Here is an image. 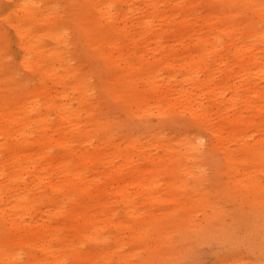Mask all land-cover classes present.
Instances as JSON below:
<instances>
[{"label": "bare ground", "instance_id": "bare-ground-1", "mask_svg": "<svg viewBox=\"0 0 264 264\" xmlns=\"http://www.w3.org/2000/svg\"><path fill=\"white\" fill-rule=\"evenodd\" d=\"M66 3L86 47L69 50L57 0L14 3L35 79L0 78V264H130L119 251L145 244L158 212L166 225L182 209L186 224L203 213L188 224L202 238L224 215L222 188L202 186L206 143L227 195L261 204L264 220V0ZM98 62L109 70L100 85ZM152 117L166 121L128 129ZM181 118L203 134L166 135ZM99 237L114 249L86 248Z\"/></svg>", "mask_w": 264, "mask_h": 264}, {"label": "rangeland", "instance_id": "rangeland-1", "mask_svg": "<svg viewBox=\"0 0 264 264\" xmlns=\"http://www.w3.org/2000/svg\"><path fill=\"white\" fill-rule=\"evenodd\" d=\"M66 1L57 0L58 22L72 30L67 39L70 42L69 50H74L81 45L85 46V44L81 33L77 31L78 15L70 10ZM14 3L15 0H0V78L13 73L16 78H23V82L25 80L33 82L34 74L23 68L20 61L22 52L12 26V21L16 18ZM46 42L48 43L50 40L47 39ZM84 55L86 54L75 51L73 60L81 59L84 61L86 59ZM97 64H94L96 69L92 70L91 75L94 83L100 85L105 83L109 70L103 68L99 62ZM11 83L15 86L13 88L18 86V81ZM2 84L5 83L0 81V86ZM113 110L114 113L116 111V117L122 120L123 115L118 113V109L113 108ZM162 121L166 120L152 117L142 124L135 120L128 126V129L141 130L157 127L161 125ZM188 122L187 118H181L167 124L165 126L166 135L172 136L183 131L202 133L194 127V124ZM201 150L200 157L202 160L200 164L205 176L202 186L210 194L216 191L214 187L222 188V191L219 192L221 196L213 199V201L223 209L224 215L219 218L216 224L214 223L211 228L209 227L202 238H196L194 233H190L188 224L199 218L202 219L203 213H198L196 218L194 217L186 224L184 220L189 214L186 209H182L179 211L182 221L175 225H166L163 221L159 222L161 214L158 212L157 226L151 227L150 239L143 245H140L139 242L131 243L119 251V254L132 255L129 257L130 264H264V220L260 216L262 215L260 214L261 204L251 203L250 199L245 200L237 197V195H227L223 188L226 178L220 153L209 149L207 143ZM162 231L165 236H162ZM112 234L115 235L116 233ZM91 244L95 246V249L107 253L115 246L104 241L102 237H99L94 243L87 242L86 248L88 249ZM137 247H140L138 249L141 251V255L138 256L133 255ZM69 264L72 263L69 262ZM100 264H108L106 258L101 259Z\"/></svg>", "mask_w": 264, "mask_h": 264}]
</instances>
